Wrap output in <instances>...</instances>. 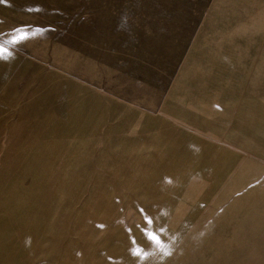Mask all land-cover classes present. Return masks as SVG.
<instances>
[{
  "label": "rangeland",
  "instance_id": "rangeland-1",
  "mask_svg": "<svg viewBox=\"0 0 264 264\" xmlns=\"http://www.w3.org/2000/svg\"><path fill=\"white\" fill-rule=\"evenodd\" d=\"M0 264H264V0H0Z\"/></svg>",
  "mask_w": 264,
  "mask_h": 264
}]
</instances>
